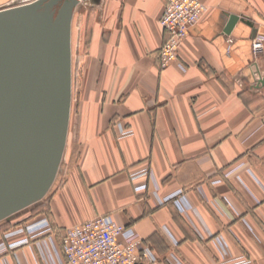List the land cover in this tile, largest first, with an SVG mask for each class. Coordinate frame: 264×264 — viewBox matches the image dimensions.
<instances>
[{
  "label": "crops",
  "instance_id": "crops-1",
  "mask_svg": "<svg viewBox=\"0 0 264 264\" xmlns=\"http://www.w3.org/2000/svg\"><path fill=\"white\" fill-rule=\"evenodd\" d=\"M203 1L178 60L161 68L166 0H103L62 181L48 212L25 214V225L47 219L51 230L0 264L58 263L67 229L101 215L133 226L155 264H264V85L251 86L248 68L253 38L264 41V0ZM232 14L254 26L227 34ZM261 58L264 71V48Z\"/></svg>",
  "mask_w": 264,
  "mask_h": 264
},
{
  "label": "water",
  "instance_id": "water-1",
  "mask_svg": "<svg viewBox=\"0 0 264 264\" xmlns=\"http://www.w3.org/2000/svg\"><path fill=\"white\" fill-rule=\"evenodd\" d=\"M81 1L0 8V222L45 199L57 180L72 111V22ZM239 21L254 26L232 14L224 31Z\"/></svg>",
  "mask_w": 264,
  "mask_h": 264
},
{
  "label": "built area",
  "instance_id": "built-area-1",
  "mask_svg": "<svg viewBox=\"0 0 264 264\" xmlns=\"http://www.w3.org/2000/svg\"><path fill=\"white\" fill-rule=\"evenodd\" d=\"M203 0H166L160 19L168 37L159 50L161 68H166L179 58V52L191 28L207 13ZM230 45L232 38L228 39ZM264 41L255 36L252 40L253 61L249 64L252 76L251 86L259 89L264 79L262 52ZM147 175V169L132 174L137 180ZM138 191L146 190L147 184H137ZM171 197L170 199H173ZM51 228L47 219L23 225L5 234L0 242V254L30 243L47 234ZM23 235L20 240L10 242L9 238ZM63 258L54 264H155L158 258L153 248L146 244L133 226L116 222L109 215H101L67 229L63 238ZM176 264L181 263L176 257Z\"/></svg>",
  "mask_w": 264,
  "mask_h": 264
},
{
  "label": "rangeland",
  "instance_id": "rangeland-1",
  "mask_svg": "<svg viewBox=\"0 0 264 264\" xmlns=\"http://www.w3.org/2000/svg\"><path fill=\"white\" fill-rule=\"evenodd\" d=\"M98 18L99 21H103L104 17V5L103 0H82L81 3L77 6L75 15L72 23V53H73V106H72V116L73 120L76 118V114L78 113V98L79 91L78 87L80 86L79 82L84 79L86 68L89 61V53H90V43H91V25L93 19ZM71 116V117H72ZM70 156L73 158L74 149H70ZM65 157L63 163L61 164V168L59 174L57 176V180L54 183L51 191L47 195L45 199L42 201L33 204L32 206L20 211L19 213L13 215L9 219L0 222V242L5 240V234L11 232L17 227L23 226L26 223L25 214L29 212H48L47 201L51 196V193L58 186V184L62 181L63 178V168L65 164ZM12 238V237H11ZM9 238V241L10 239Z\"/></svg>",
  "mask_w": 264,
  "mask_h": 264
},
{
  "label": "bare ground",
  "instance_id": "bare-ground-1",
  "mask_svg": "<svg viewBox=\"0 0 264 264\" xmlns=\"http://www.w3.org/2000/svg\"><path fill=\"white\" fill-rule=\"evenodd\" d=\"M76 11V10H75ZM75 15V13H74ZM74 18V17H73ZM73 23V22H72ZM72 76H73V53H72ZM73 80V79H72ZM72 90H73V82H72Z\"/></svg>",
  "mask_w": 264,
  "mask_h": 264
}]
</instances>
